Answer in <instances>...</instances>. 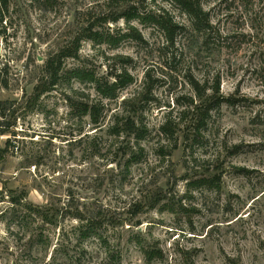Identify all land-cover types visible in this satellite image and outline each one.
I'll use <instances>...</instances> for the list:
<instances>
[{"label":"rangeland","instance_id":"obj_1","mask_svg":"<svg viewBox=\"0 0 264 264\" xmlns=\"http://www.w3.org/2000/svg\"><path fill=\"white\" fill-rule=\"evenodd\" d=\"M123 1L104 5L103 0H52V6H47L43 0H10L9 15L0 25V67H4L2 77L7 81L0 98L9 101L13 112L0 116V121L12 123L21 142L15 152L0 153V264H42L44 256L43 250L29 252V235L18 240L9 234L7 200L17 196L37 206L63 203L69 190L75 199L103 203L120 215L134 202L146 204L159 197L153 208H144L131 220L133 224L139 220V227L125 223L115 230L121 235V264H264V0H202L218 31L208 45L202 38L196 43L193 38L184 57L149 49L135 58L131 65L137 82L122 91L120 99L134 93L149 68L157 79L153 92L157 100L145 110L151 133L141 141L143 162L132 163L127 174L123 167L126 159L120 166L108 164L104 158L83 155L78 144L67 143L69 126L75 120L59 91L45 92L34 101L31 98L40 65L69 40L79 10L97 2V9H115ZM133 22L141 28L138 20ZM124 25L123 18L105 24L111 29ZM142 31L150 43L157 41L152 30ZM134 49L126 44L120 50L133 53ZM80 57L97 72L105 71L103 57L89 40L82 42ZM64 65L71 69L78 61L67 58ZM189 71L202 81L220 73L223 101L213 111L211 132H205L201 148L195 146L194 152L206 158L220 152L223 172L218 186L187 183L211 172L200 166L202 160L193 162L182 145L164 159L156 149L159 142L164 143L158 131L160 123L178 114L182 106L175 102L180 95L191 93L185 78ZM108 108L106 122L120 110L116 103ZM89 129L87 124L85 131ZM104 129L97 135L103 136ZM5 138L0 137V148ZM224 144L240 149L229 154ZM186 173L189 176L182 178ZM56 238L57 234L52 236L47 258ZM85 245L88 254L100 251L92 241L86 240ZM142 247L158 256L148 261Z\"/></svg>","mask_w":264,"mask_h":264},{"label":"trees","instance_id":"obj_2","mask_svg":"<svg viewBox=\"0 0 264 264\" xmlns=\"http://www.w3.org/2000/svg\"><path fill=\"white\" fill-rule=\"evenodd\" d=\"M112 1L103 0V4L108 5ZM98 2L93 7L79 10L76 16L77 25L69 40L44 59L31 98L34 101L45 92L59 91L71 107L70 115L75 120L69 126L70 132L67 136L70 140L67 143L78 144L83 155L104 158L108 164L116 163V166H120L121 161L126 159L123 167L127 174L132 163L143 162L145 148L141 141L151 133L145 122V110L149 104L157 100L153 93L157 79L153 77L149 68L144 71L134 93L120 99L121 92L137 82L131 64L135 58L140 57L142 51L146 53L149 49H158L160 53L166 55L184 57L192 46L190 39L194 38L193 42L196 43L202 38V42L208 45L213 34L218 31L210 21V13L204 9L202 0H124L122 5L110 10L97 9ZM43 3L47 6L53 4L52 0H43ZM9 8L10 0H0L2 26L9 15ZM174 11L181 16L184 15L186 20L179 19L174 15ZM121 18L125 22L123 28L111 29L105 26L109 22L116 23ZM135 20H138L141 28L135 25L133 22ZM143 28L152 30V36L156 37L157 41L153 40V43H150L142 31ZM85 40H89L94 51L103 57L104 72H97L88 61L81 59L80 49ZM126 44L135 46L133 53L120 50ZM67 58L77 60L78 65L67 69L64 65ZM3 70L4 67H0V91L7 87V81L2 77ZM185 78L191 93L180 95L175 102L182 106L178 114L174 117L167 116L160 123L158 131L164 143L159 142L156 149L160 158L164 159L182 145L184 151L189 150L193 162L202 160L200 166L206 169V173L211 172V175L187 183H208L218 186L223 172L220 152L216 157L208 158L202 153L195 156L194 152L197 151L195 146L201 148L204 134L209 130L213 111H217L223 101L220 73L216 72L210 79L205 78L202 81L189 71ZM180 100L184 102L181 103ZM113 103L119 105L120 110L110 114L106 122L108 107ZM11 109L13 107L9 101L0 98V116L5 118L7 112H13ZM85 117H88L89 121H86ZM87 124L91 129L85 131ZM12 125L0 121V137L6 135L0 153L10 151L13 153L19 149L17 143L21 141L11 129ZM103 129V136L97 135V132ZM223 148L229 154H234L240 149L236 145L227 148L226 144ZM70 153L73 154L71 151ZM31 158L33 160L34 155ZM188 161L185 158L184 164ZM236 168L238 171L244 170L242 167ZM185 176L189 175L186 173L182 178ZM68 196L67 201L63 203L48 202L39 206L24 202L22 197H8L10 207L6 213H9L7 219L9 234L18 240L29 235V252H33L34 249L43 250L42 264H121V235L117 236L115 230L125 223L139 227L141 225L139 220L134 224L131 220L138 217L144 208H153L159 201V197H152L146 204L134 202L127 208L125 215H120L103 203L75 199L70 190ZM2 198L0 200H3ZM36 220L39 221L37 225ZM68 220L74 222L69 224ZM56 234L57 242L47 258L53 244L52 236ZM86 240L92 241L96 246L99 245L100 251L95 254L89 251L88 254ZM134 240L142 244L139 239ZM142 251L148 261L158 256L157 252L151 249L142 247Z\"/></svg>","mask_w":264,"mask_h":264},{"label":"water","instance_id":"obj_3","mask_svg":"<svg viewBox=\"0 0 264 264\" xmlns=\"http://www.w3.org/2000/svg\"><path fill=\"white\" fill-rule=\"evenodd\" d=\"M38 60H42V57H38Z\"/></svg>","mask_w":264,"mask_h":264}]
</instances>
